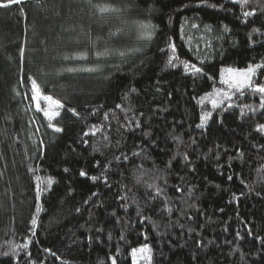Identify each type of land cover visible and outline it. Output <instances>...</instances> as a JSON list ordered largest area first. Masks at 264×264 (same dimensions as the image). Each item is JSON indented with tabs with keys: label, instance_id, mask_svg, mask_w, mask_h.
<instances>
[{
	"label": "trees",
	"instance_id": "1",
	"mask_svg": "<svg viewBox=\"0 0 264 264\" xmlns=\"http://www.w3.org/2000/svg\"><path fill=\"white\" fill-rule=\"evenodd\" d=\"M208 2L218 7H196L199 0H93L120 9L101 15L87 0H43L40 7L33 0L27 19L19 6L0 9V253L32 242L15 257L0 255V264H29L26 252L33 264H111L109 256H116L117 264H134L132 250L144 244L152 248V264H264V134L256 131L264 124L260 96L231 90V99L215 109L208 97L229 91L219 83L222 69L264 62V15L243 18L241 5ZM256 7L253 0L246 10ZM141 24L154 26L150 40L142 38ZM173 55L178 59L170 65ZM185 62L202 67L203 74L185 69ZM262 72L255 78L259 83H264ZM28 76L38 79L45 95L64 103L53 121L63 132L48 128L35 110ZM206 113L211 116L205 127H197ZM93 126L96 135L84 136ZM125 154L146 170L162 172L172 214L158 208L157 215L148 210L138 215L161 201L146 206L147 188L134 185L131 164L116 159ZM81 170L88 177L103 173L108 183L81 177ZM37 176L55 181L41 196L39 214ZM176 186L184 192L177 193ZM121 195L129 199L121 201ZM143 216L151 219L140 223ZM169 218L184 230L168 227ZM157 224L165 235L155 230ZM237 232L242 239H236ZM197 239L205 246L196 247Z\"/></svg>",
	"mask_w": 264,
	"mask_h": 264
},
{
	"label": "snow or ice",
	"instance_id": "2",
	"mask_svg": "<svg viewBox=\"0 0 264 264\" xmlns=\"http://www.w3.org/2000/svg\"><path fill=\"white\" fill-rule=\"evenodd\" d=\"M35 4L37 7L42 6L43 0H34ZM231 3L241 5L242 6V12L241 15L243 18H249V17H255L258 15H264V6L260 5L259 0H255V3L257 5L256 8H253L252 10H246L247 6L253 3V0H230ZM33 3V0H0V9H9L13 5L19 6V11L23 14L24 18L27 19V12H26V7ZM87 3L90 7L93 8L94 12L98 14H106L110 12H119V8L112 7L111 5H104V6H99L93 3V0H87ZM201 5H205L211 8H217L218 5L215 3L209 4L208 0H199V3L196 5V7H200ZM220 8H224L223 4L219 5ZM247 19H245V23H247ZM143 30L142 38L146 40H150L152 38V32L154 31V26L150 24H141L139 26ZM193 28H198L199 25L197 24H192ZM205 28L207 31H212V28L210 25H205ZM229 29L227 26H224V31H228ZM183 31V29H182ZM259 29H254V32H259ZM169 47L171 48L172 53L176 52V46L175 44H170ZM138 49H134L136 51ZM163 51V49H162ZM25 53H26V41L25 43L19 48V57L20 60L23 61L25 58ZM106 53H98L97 55H105ZM120 56H124V52L119 53ZM86 58V57H85ZM65 59H72L71 56L65 57ZM178 59L175 55L170 56L168 63L170 65L173 64V61ZM203 61H201V64ZM185 69H191V72L194 74H203V68L197 66L195 63H184ZM264 69V62L262 63H252L249 64L246 68L239 69V68H224L221 70L220 73V80L219 83L222 85H225L226 88L229 91H218V92H213L209 93L208 97L211 102L212 107L215 109L218 107L219 104L223 102L224 99H231V90H235L236 92H240L243 94V91L245 89H249L251 92L258 94L260 96V101H259V108L261 110H264V83H259L256 81V77L258 74V71ZM71 71V69L69 70ZM85 71L88 72H94L98 71V69L94 68H87ZM261 75H264V72L261 73ZM28 84L30 85V91H31V101L35 105V110L37 112H42L43 116L47 119V127L52 129L55 133H61L63 132V128L57 126L56 123H53V121H56L57 118L61 115V109H64L65 105L62 103L59 99H54L52 95H45L42 92V85L38 82L37 78H34L32 76L26 77ZM134 91V90H133ZM216 97V98H214ZM202 100L204 98H201ZM41 101H44L45 107H41ZM120 105H117V108H119ZM231 107V105H229ZM251 111H255V109H250ZM68 111L72 113L73 116L79 117V113L74 109V108H68ZM243 115V113H242ZM211 113H206L201 117V123L197 125V127L203 128L205 127V124L207 120L210 118ZM107 118V117H105ZM139 122H137L136 127H139ZM99 131V129L96 126H93L91 132H84V136H95L96 132ZM256 131L259 133L264 134V124H258L256 127ZM179 140V137L176 138ZM104 140L107 141L108 137L104 136ZM85 145L88 144L87 140L82 141ZM41 148L43 147V141L40 142ZM106 146V145H105ZM100 149L94 146V151H99ZM239 155H242V153H238ZM134 155H139V153H134ZM185 161H188V154L184 153L182 157ZM117 160H123L127 161L131 164L132 166V176L131 179L133 180L134 185H143L147 188V193L145 194V203L146 206L149 205L151 201H161L159 204L152 203L150 207H147L146 209H140L138 212V215H142V213L145 210L151 211L153 215H157V209L161 212H166L168 214L173 213V206H172V198L167 197V193L165 191V188L167 187V180L164 178L162 172L158 169L156 170H146L143 168V163L141 162L140 164H136L133 161L129 160V157L125 154L122 157H117ZM217 159H219V156H217ZM99 166V165H98ZM168 169H171L173 167L171 161L166 166ZM191 171H195V169H190ZM31 171V170H30ZM65 172L68 171L67 168L64 169ZM108 169L105 168L104 172H107ZM79 175L81 177H88V173L84 170H81L79 172ZM91 179L93 182H96L98 180H103L105 184L108 183L107 177L103 175L101 176H90L88 177ZM233 177L231 175L228 176V180H232ZM36 180V188H35V199H36V213L39 214L41 211V205H40V200L41 196L44 192L50 191L52 185L55 183L54 179L49 177L46 180H43L41 177L37 176L35 178ZM159 181H163V186L159 183ZM243 183V180L241 181ZM248 186V185H246ZM250 187V186H249ZM125 191L126 192H132V188L129 187L127 184L124 185ZM175 191L177 193H183L184 189L180 186H176ZM189 194L191 193V189L188 190ZM93 196L97 195V193H92ZM167 197V198H166ZM129 199L127 195H121L120 200L125 201ZM135 202V201H134ZM87 203V201H85ZM122 207H127L126 204L121 205ZM177 211H180L183 213L182 208H177ZM79 211V209H77ZM113 216L116 215L115 212L112 213ZM151 217L149 216H143V218L140 220V223H144L147 220H150ZM188 220H191V216H187ZM120 221L117 220V223ZM168 227H179L180 229L184 230L185 226L182 223H179V220L177 221H172L170 218L168 219ZM31 225L32 228L35 229L37 226V219L36 217H32L31 219ZM161 225L157 224L155 226V230L158 232L159 235L163 236L166 233L164 232H159V228ZM227 229H225L226 231ZM97 232H102V228H97ZM189 232L193 231L192 229H188ZM33 235H35V232H33ZM141 235L144 236V239L147 240L148 236L145 233H141ZM248 235H252V230L248 229ZM109 238H111L109 236ZM243 237L240 235L239 232L236 233V239H242ZM121 240L125 239L123 235L120 237ZM257 239H260L257 237ZM92 242V238L89 237V243ZM31 241L22 243L20 245H15L12 247V250L5 251L3 253H0V255H3L5 257H15L17 255V249H27L31 245ZM209 244L213 243V241H208ZM228 243H232L231 241H228ZM264 243V241H262ZM204 242L202 239H197L196 240V247H204ZM45 251H50L49 249H45ZM29 257V264H33L31 260V253L26 252L25 253ZM54 255V253H53ZM139 256L140 259H143L144 261L147 262V264H152L153 261V254H152V248L148 246V244H144L143 246L139 248H135L132 250V257L134 264H136L137 257ZM108 259L111 261V264H117V258L116 256H109ZM243 259V256H242ZM16 264H19L17 261ZM66 264V262H65Z\"/></svg>",
	"mask_w": 264,
	"mask_h": 264
},
{
	"label": "rangeland",
	"instance_id": "3",
	"mask_svg": "<svg viewBox=\"0 0 264 264\" xmlns=\"http://www.w3.org/2000/svg\"><path fill=\"white\" fill-rule=\"evenodd\" d=\"M261 70H262V69H261ZM261 70L258 71L257 76L259 75V73H260ZM42 102H43V101H41V103H42ZM43 104H44V106H46L44 102H43ZM41 113H42V112H41ZM46 120H47V119H46ZM140 260H141V259H139V258L137 257L136 264H139V261H140Z\"/></svg>",
	"mask_w": 264,
	"mask_h": 264
}]
</instances>
